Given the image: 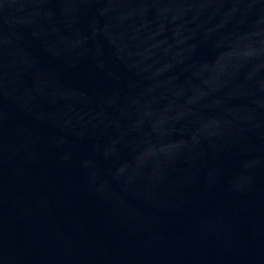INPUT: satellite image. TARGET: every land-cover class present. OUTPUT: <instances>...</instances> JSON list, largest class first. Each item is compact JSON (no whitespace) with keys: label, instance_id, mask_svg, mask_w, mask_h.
<instances>
[{"label":"water","instance_id":"95a60500","mask_svg":"<svg viewBox=\"0 0 264 264\" xmlns=\"http://www.w3.org/2000/svg\"><path fill=\"white\" fill-rule=\"evenodd\" d=\"M0 264H264V0H0Z\"/></svg>","mask_w":264,"mask_h":264}]
</instances>
